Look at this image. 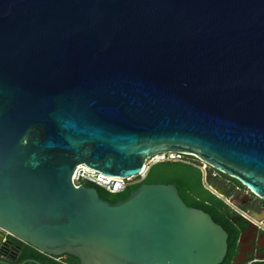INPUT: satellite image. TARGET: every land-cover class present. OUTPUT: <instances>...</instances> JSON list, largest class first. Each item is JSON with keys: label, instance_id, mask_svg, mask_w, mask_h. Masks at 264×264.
Here are the masks:
<instances>
[{"label": "water", "instance_id": "water-1", "mask_svg": "<svg viewBox=\"0 0 264 264\" xmlns=\"http://www.w3.org/2000/svg\"><path fill=\"white\" fill-rule=\"evenodd\" d=\"M167 153L264 201V0H0L3 233L80 264H222L228 232L175 185L111 204L73 183Z\"/></svg>", "mask_w": 264, "mask_h": 264}, {"label": "trees", "instance_id": "trees-1", "mask_svg": "<svg viewBox=\"0 0 264 264\" xmlns=\"http://www.w3.org/2000/svg\"><path fill=\"white\" fill-rule=\"evenodd\" d=\"M187 161L202 165V161L193 156H185L184 162L167 161L156 164L151 167L146 179L132 185L121 194H112L102 187L91 183L87 184V187L96 188L103 200L116 204L128 199L130 194L138 190L143 184L175 185L179 190L180 196L189 207L201 209L210 214L214 221L228 232L229 251L222 264H234L236 256L239 253L240 238L250 225L241 215L234 213L223 199L205 187L203 171L198 166L190 164ZM220 178H225V182L220 181ZM207 180L214 189L219 190L223 194L228 193V185L224 184L226 182L232 184L238 190H247L238 180L220 173L212 167L208 169ZM245 210L248 211V208H245ZM7 236L13 242L24 247V250L20 256L16 257V260L13 259L14 262L0 264H57L50 261L47 256L38 252L33 247L14 237ZM72 258L74 260H69V264H80L79 260L74 257ZM255 264H264V262H256Z\"/></svg>", "mask_w": 264, "mask_h": 264}, {"label": "built area", "instance_id": "built-area-1", "mask_svg": "<svg viewBox=\"0 0 264 264\" xmlns=\"http://www.w3.org/2000/svg\"><path fill=\"white\" fill-rule=\"evenodd\" d=\"M185 156L183 154H176V153H167V154H159L151 158L147 161L146 166L143 171L139 173L136 177L133 178H121V177H114L110 175H105L100 171L94 170L84 164L77 166L74 174H73V183L76 187L79 186H87V184H95L106 191L112 194H121L124 193L129 187L132 185L139 183L146 179L150 169L152 166L167 162V161H174V162H184ZM190 164L198 166L204 174V185L207 189L212 191L218 197L223 199L233 210L234 213L241 215L245 219L249 220L252 223H255L258 227H261L264 230V222L258 221L250 212L241 210L237 205L230 202L229 197L225 196L223 193H219L214 187H212L208 183V169L210 166L202 162V165H197L192 161H187ZM215 175V174H214ZM60 261V259H58ZM256 262H264V259H258L248 262L247 264H255Z\"/></svg>", "mask_w": 264, "mask_h": 264}, {"label": "flooded vegetation", "instance_id": "flooded-vegetation-1", "mask_svg": "<svg viewBox=\"0 0 264 264\" xmlns=\"http://www.w3.org/2000/svg\"><path fill=\"white\" fill-rule=\"evenodd\" d=\"M252 196L253 198L247 200L245 203L246 204L248 203V207H250L248 211H250V213L258 221H260L259 218L264 215V201L255 197L254 195ZM247 221L248 223L250 222L249 220ZM23 250L24 247L13 242L8 238V236L5 235V233L0 231V263L14 262V260H16V257L22 254ZM44 255L47 256L50 261L56 262L57 264H69V260H74L72 258L73 256H69V255H64L61 257H56L48 254H44ZM263 255H264V230L261 227H258V232H256L255 235L253 236H249L244 244H241L239 242V253L236 256L235 261H238L239 264H247L250 261L261 259ZM238 257H241V259H238ZM58 259H60V261Z\"/></svg>", "mask_w": 264, "mask_h": 264}, {"label": "rangeland", "instance_id": "rangeland-1", "mask_svg": "<svg viewBox=\"0 0 264 264\" xmlns=\"http://www.w3.org/2000/svg\"><path fill=\"white\" fill-rule=\"evenodd\" d=\"M220 181L225 182V178H220ZM224 184L228 185V187H227L228 193H225V196L231 198L230 202L237 205L241 210L246 211L245 208H248V210H249L250 207H248V203L246 204L245 202L249 199H252L253 194L251 192H249L248 190H245V189L238 190L237 188H235L232 184H229L228 182H226ZM217 191L219 193H221L219 190H217ZM248 212H250V211H248ZM5 235L7 236V234H5ZM262 257H264V255Z\"/></svg>", "mask_w": 264, "mask_h": 264}, {"label": "crops", "instance_id": "crops-1", "mask_svg": "<svg viewBox=\"0 0 264 264\" xmlns=\"http://www.w3.org/2000/svg\"><path fill=\"white\" fill-rule=\"evenodd\" d=\"M262 258V257H261Z\"/></svg>", "mask_w": 264, "mask_h": 264}]
</instances>
